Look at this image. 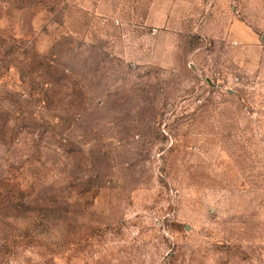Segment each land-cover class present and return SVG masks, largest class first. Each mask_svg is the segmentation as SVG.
<instances>
[{"label": "rangeland", "instance_id": "1", "mask_svg": "<svg viewBox=\"0 0 264 264\" xmlns=\"http://www.w3.org/2000/svg\"><path fill=\"white\" fill-rule=\"evenodd\" d=\"M264 0H0V264H264Z\"/></svg>", "mask_w": 264, "mask_h": 264}, {"label": "water", "instance_id": "2", "mask_svg": "<svg viewBox=\"0 0 264 264\" xmlns=\"http://www.w3.org/2000/svg\"><path fill=\"white\" fill-rule=\"evenodd\" d=\"M263 42H264V36H263Z\"/></svg>", "mask_w": 264, "mask_h": 264}]
</instances>
